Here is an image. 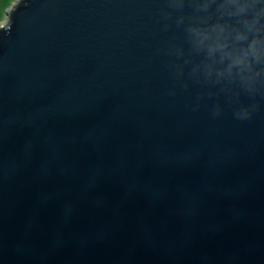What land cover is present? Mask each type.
Returning <instances> with one entry per match:
<instances>
[{
    "label": "water",
    "instance_id": "water-1",
    "mask_svg": "<svg viewBox=\"0 0 264 264\" xmlns=\"http://www.w3.org/2000/svg\"><path fill=\"white\" fill-rule=\"evenodd\" d=\"M196 7L6 11L0 264H264V88L205 80L177 24Z\"/></svg>",
    "mask_w": 264,
    "mask_h": 264
},
{
    "label": "clouds",
    "instance_id": "clouds-1",
    "mask_svg": "<svg viewBox=\"0 0 264 264\" xmlns=\"http://www.w3.org/2000/svg\"><path fill=\"white\" fill-rule=\"evenodd\" d=\"M164 3L180 10L185 4H196L195 13H209L206 16L181 15L177 20V24L184 25L193 49L204 53L205 59L198 69H202L205 80L215 77L214 83L237 84L252 95L264 88V0H204L202 5L200 0H164ZM22 4L25 0H21ZM161 15L167 19L170 13L162 11ZM12 23L13 19L7 26ZM4 27L0 24V28ZM167 27L165 25V29ZM160 51L171 54L172 47ZM177 53L180 54L179 50ZM182 73L183 69L178 67L176 75ZM214 115L219 113L214 112ZM236 116L247 120L252 112L242 109Z\"/></svg>",
    "mask_w": 264,
    "mask_h": 264
},
{
    "label": "rangeland",
    "instance_id": "rangeland-1",
    "mask_svg": "<svg viewBox=\"0 0 264 264\" xmlns=\"http://www.w3.org/2000/svg\"><path fill=\"white\" fill-rule=\"evenodd\" d=\"M16 1L17 0H0V24H5L7 18L6 11L9 10Z\"/></svg>",
    "mask_w": 264,
    "mask_h": 264
}]
</instances>
